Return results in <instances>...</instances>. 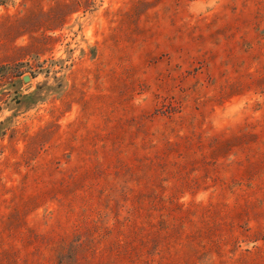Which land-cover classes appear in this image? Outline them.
Instances as JSON below:
<instances>
[{
  "label": "rangeland",
  "instance_id": "1",
  "mask_svg": "<svg viewBox=\"0 0 264 264\" xmlns=\"http://www.w3.org/2000/svg\"><path fill=\"white\" fill-rule=\"evenodd\" d=\"M0 264H264V0H0Z\"/></svg>",
  "mask_w": 264,
  "mask_h": 264
},
{
  "label": "water",
  "instance_id": "2",
  "mask_svg": "<svg viewBox=\"0 0 264 264\" xmlns=\"http://www.w3.org/2000/svg\"><path fill=\"white\" fill-rule=\"evenodd\" d=\"M29 78H24L25 81H27Z\"/></svg>",
  "mask_w": 264,
  "mask_h": 264
}]
</instances>
